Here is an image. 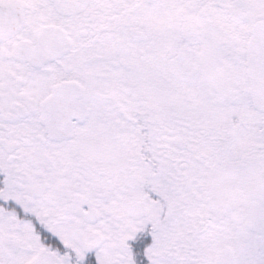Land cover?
Wrapping results in <instances>:
<instances>
[{"label": "snow or ice", "instance_id": "1", "mask_svg": "<svg viewBox=\"0 0 264 264\" xmlns=\"http://www.w3.org/2000/svg\"><path fill=\"white\" fill-rule=\"evenodd\" d=\"M0 264H264V0H0Z\"/></svg>", "mask_w": 264, "mask_h": 264}]
</instances>
